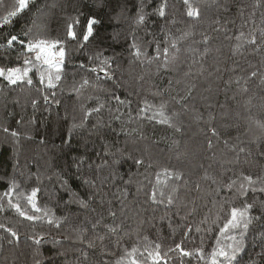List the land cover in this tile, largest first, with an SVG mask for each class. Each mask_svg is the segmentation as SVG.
<instances>
[{
    "label": "trees",
    "instance_id": "trees-1",
    "mask_svg": "<svg viewBox=\"0 0 264 264\" xmlns=\"http://www.w3.org/2000/svg\"><path fill=\"white\" fill-rule=\"evenodd\" d=\"M15 4H0V68L29 73L0 77V264H151L156 245L161 264H209L246 204L236 264H264V0H33L5 24ZM37 39L64 49L55 88L26 49ZM165 170L180 177L164 183ZM33 189L48 216L28 204Z\"/></svg>",
    "mask_w": 264,
    "mask_h": 264
},
{
    "label": "snow or ice",
    "instance_id": "snow-or-ice-1",
    "mask_svg": "<svg viewBox=\"0 0 264 264\" xmlns=\"http://www.w3.org/2000/svg\"><path fill=\"white\" fill-rule=\"evenodd\" d=\"M31 2H33V0H16L14 10L9 11L7 16L4 17V23L5 24L9 23L10 19L12 17H16L19 14L23 13L25 10H27L29 8V5ZM2 3H3V0H0V4H2ZM184 3L188 4V0H184ZM187 14L190 17L199 15V13L195 10H190ZM159 15L164 16L163 6L159 10ZM143 20H144V17L140 16L139 22H143ZM96 23H97V21L94 18L88 20L87 31L83 37V39L85 41H87L89 39V36L92 35L93 25ZM68 35L71 36L72 38H75V36H76V33L72 31V25L68 26ZM242 35L243 34H241V36ZM237 39H240V37H237ZM17 41H18L17 36H11L7 40V44L9 46H12L13 43L17 42ZM255 42H256L255 39L249 41V43H252V44H255ZM19 43L23 45L25 42L19 41ZM60 44H61L60 41H51L50 42V41L43 40V39L28 41L26 44L27 51L35 53L34 59L36 62H39V67L41 69H43L40 72V82L44 83L45 78H46L47 86L49 88H55L56 87L55 82H58L61 80V72L63 70V62H64V57H65V52H64L63 47H59ZM172 47L176 48V45L173 44ZM163 54H164V56L166 58V62H167L168 48H165L163 50ZM136 55L137 56L140 55L139 50H137ZM32 62L33 61H31V60H25L26 64H29ZM101 71H103V69H101ZM28 73H29V69L21 70L18 67L8 68L7 70L0 68V77L7 80L8 83L13 84V85L16 84L17 82L24 81L28 77ZM105 75L107 76V73H105ZM253 75H255V73H253ZM108 78L110 79L111 77L109 76ZM27 83L31 84L32 80L30 78H28ZM85 83H87V81H85ZM45 99L47 100V97ZM116 99L119 100V97H117ZM57 103H59V102L57 101ZM121 103H123V101H121ZM101 107H103V106L101 105ZM164 107H165V105H161V109H163ZM99 111H100V108H94L91 110V112H86L85 118L87 119L88 117H90L92 115L93 112H99ZM160 115L163 116L162 111L160 112ZM160 122L161 123H168V120L165 118V119H162ZM258 126L261 128H264V123L258 122ZM73 127H76V126L73 125ZM5 131L7 132L8 129H5ZM12 135L15 136V135H17V133L12 132ZM213 135H215L214 130H213ZM136 163L141 164L142 161L137 160ZM160 175L161 174H157V184L162 182L160 180ZM163 175L166 178L164 183H166L167 179L171 178L173 175H175V177L177 179L180 177L179 173H172L168 170H165ZM245 179L248 181L249 185L254 183L252 177H250V176L245 177ZM229 187H231V185ZM241 187H243V185H241ZM262 190H264V189H262ZM10 191H11V189H10ZM10 191L5 192L4 195L8 196L10 194ZM37 191H38V189L32 190L31 195L27 197V202H28V204L31 205V208L34 212L40 213L43 210L40 207H38L37 203H36L35 198L37 195ZM160 195L163 196L164 193L160 192ZM156 196H157V193L154 190L151 194V199L153 201H155ZM81 203H83V201ZM168 203L169 204L173 203L171 196L168 197ZM8 204L11 208H14L15 211L20 216L26 218L27 220L35 221V220L41 219L40 216L28 215L24 210L21 209V206L18 203H13L11 199L8 201ZM251 208H252V205H250V204H246L243 208H236V207L231 208L229 218L226 220V222L223 224V226L219 229V235L224 237L225 239L231 241V243H229L225 246V245H222L219 240H217V247L210 254L209 264H236V262L238 260V255L243 251V243H244L245 235L249 229V225L252 223L253 217H251L249 215V211ZM111 214L115 215V213H111ZM43 215L45 217L48 216V212L43 211ZM255 219H259V217H256ZM48 222L53 223V221L51 219H49ZM57 226H59L58 223H57ZM4 227H5L4 225L0 224V228H4ZM94 227H95V225H94ZM6 231L10 232L13 237H16V235H17L15 232H12L11 229H6ZM109 231L115 232L116 229L110 228ZM197 231H199V229H197ZM237 231L239 232V237H240L239 239H237L236 235L230 234V233H234ZM35 242L40 243V240H36ZM159 247H160L159 245H156L157 251L148 253V259L151 260V264H161L163 257L161 256V253L158 251ZM176 250H179V252L181 253L182 256H188V257L192 256V253L184 250L180 244L176 245ZM137 251L138 250L136 248H133L126 255L128 257H134V254ZM200 258L201 259L204 258L202 254H201ZM117 264H123V260L122 259L118 260ZM130 264H141V262L138 261L137 259L133 258L131 260Z\"/></svg>",
    "mask_w": 264,
    "mask_h": 264
}]
</instances>
